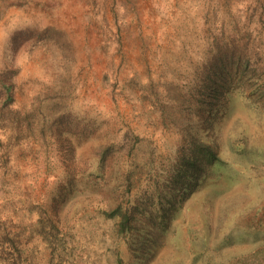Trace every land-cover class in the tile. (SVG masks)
Listing matches in <instances>:
<instances>
[{"label": "rangeland", "instance_id": "374dc122", "mask_svg": "<svg viewBox=\"0 0 264 264\" xmlns=\"http://www.w3.org/2000/svg\"><path fill=\"white\" fill-rule=\"evenodd\" d=\"M0 264H264V0H0Z\"/></svg>", "mask_w": 264, "mask_h": 264}, {"label": "trees", "instance_id": "16d2710c", "mask_svg": "<svg viewBox=\"0 0 264 264\" xmlns=\"http://www.w3.org/2000/svg\"><path fill=\"white\" fill-rule=\"evenodd\" d=\"M183 151L184 166L177 170V174H173L170 179L187 184L188 188L182 192L183 198H186L193 191L197 182L207 174L208 169L220 161V157L210 144L201 141L192 134H186ZM189 179L193 180L190 184H188ZM174 205L175 203L172 202V208ZM122 215L129 220L130 217H127L125 213Z\"/></svg>", "mask_w": 264, "mask_h": 264}]
</instances>
